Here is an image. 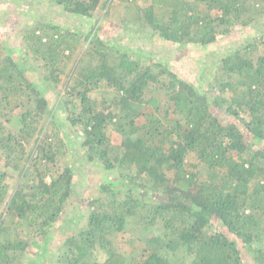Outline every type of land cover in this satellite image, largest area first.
Here are the masks:
<instances>
[{"label": "trees", "instance_id": "trees-1", "mask_svg": "<svg viewBox=\"0 0 264 264\" xmlns=\"http://www.w3.org/2000/svg\"><path fill=\"white\" fill-rule=\"evenodd\" d=\"M111 1L48 0L93 18L90 28L38 18L20 29L18 55L0 39V169L18 174L11 188L9 171L0 170V264L38 255L53 234L57 264H264V0H147L125 19L204 52L238 27L255 34L197 83L166 57L146 62L140 49L102 36ZM46 87L63 90L55 110ZM103 87L111 98L93 96ZM16 110L18 131L2 119L10 122ZM59 119L85 160L110 174L101 185L106 196L85 198L80 225L78 213L66 211L77 178L72 154L51 133L41 136L48 123L59 129ZM119 171L124 178L114 187ZM126 232L142 243L138 255L123 247L118 235ZM98 247L107 249L102 261L92 259Z\"/></svg>", "mask_w": 264, "mask_h": 264}, {"label": "rangeland", "instance_id": "rangeland-1", "mask_svg": "<svg viewBox=\"0 0 264 264\" xmlns=\"http://www.w3.org/2000/svg\"><path fill=\"white\" fill-rule=\"evenodd\" d=\"M147 5V0H138L133 7L129 5L126 0H112L110 2V13L107 16L101 19V23L107 22V25L110 26V30L102 31V36L106 39H111V41L117 44L119 47L128 48L130 50L136 51L140 49L142 52L138 54L137 57L141 58L143 61H150L154 58L160 60L161 57H166L170 60L169 65L174 69V72L180 75V77L187 78L189 80L197 83L199 76L202 73V70L207 68L208 72L215 71L218 67V60L220 57L226 54L231 48H239L243 45V37H249V41H252L255 38V34H251V31L247 28L238 27L231 37L221 36L219 40L210 47L209 52L201 51L196 49L195 46H182L178 44L171 43L169 41L153 38L150 34L144 33L141 30L136 29V24L134 21H127V24H124L125 19L133 16L134 10L138 6ZM133 11V13H132ZM132 13V14H131ZM134 17V16H133ZM42 19L47 23H53L60 25L64 28H74L79 29L81 32H85L91 26L93 18H81L77 16H70L66 14L62 8L55 5H51L48 0H0V39L5 43L6 47L14 51L16 55L20 54V49H23L22 36L20 35V29L27 23L33 22L36 19ZM136 29L138 31L132 30ZM226 39V40H225ZM81 46V44H80ZM80 47L75 56L79 53ZM262 49V48H261ZM161 51L163 53H161ZM132 55H136L133 53ZM204 66V67H203ZM39 79V78H38ZM38 79L34 81H38ZM49 89L46 87V90ZM48 97L50 99V105L55 110L60 100V97L63 94L61 88L56 90L48 91ZM93 96L100 98H111V91L108 88H96L93 91ZM20 110H16L13 114L12 120L7 122L5 118H2L6 123L7 127L18 131L21 127L20 122ZM58 116L63 117V111H57ZM62 119H59L58 122H62ZM66 119L60 124L59 129L52 130L53 125L48 123L47 128L41 136H45L47 133H51L53 138V144L57 146H65L69 154H72L71 160L73 161V169L77 174L75 180V192L73 199L69 202L66 211L68 214L71 213L72 216H76L77 213L79 218V225L86 221L87 213L89 210V203L85 201V198H95L106 196V193L101 192V185L103 184L105 178L108 174L107 171L97 172L99 170L96 162H90L85 160V154L79 148L77 141L73 134L70 135L71 130L67 126ZM33 143H28V150H32ZM81 151V152H80ZM113 156V155H112ZM79 158L81 160H79ZM83 159V160H82ZM9 171L10 174V183L11 188H13L18 181V174L11 166L3 164L0 170ZM123 173V172H122ZM127 174V172H125ZM115 174V173H112ZM111 174L110 183H114V187H117L120 179H123L124 176H121L119 171L118 175ZM47 180L50 181V178L47 177ZM122 186V185H121ZM72 212H71V210ZM74 212V213H73ZM74 214V215H73ZM69 214V216H71ZM76 217H73V219ZM73 226H76V223L72 222ZM139 229V228H138ZM141 233L144 230L139 229ZM135 231V229H134ZM151 231L154 233L155 229L152 228ZM135 232H138L137 230ZM151 232V233H152ZM56 235L48 236L42 246V251L38 255L34 253H29L24 262L21 264H57V261H52L51 258L56 255L60 250V244L58 243V238ZM123 243L127 253L138 255V247L142 243H138L135 246V240L131 232L121 233L118 235ZM132 238L130 243L129 239ZM31 243L34 241L30 239ZM134 242V243H133ZM134 244V245H133ZM135 246V247H134ZM137 248V249H136ZM36 250V248L34 249ZM107 257V249H101L98 247L96 252H93V260L102 261ZM248 261V260H247Z\"/></svg>", "mask_w": 264, "mask_h": 264}]
</instances>
